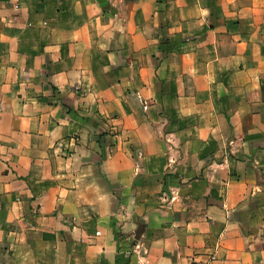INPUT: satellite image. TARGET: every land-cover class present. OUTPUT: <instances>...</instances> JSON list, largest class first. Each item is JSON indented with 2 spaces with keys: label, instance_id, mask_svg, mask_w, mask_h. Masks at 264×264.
Returning <instances> with one entry per match:
<instances>
[{
  "label": "crops",
  "instance_id": "crops-1",
  "mask_svg": "<svg viewBox=\"0 0 264 264\" xmlns=\"http://www.w3.org/2000/svg\"><path fill=\"white\" fill-rule=\"evenodd\" d=\"M0 264H264V0H0Z\"/></svg>",
  "mask_w": 264,
  "mask_h": 264
}]
</instances>
